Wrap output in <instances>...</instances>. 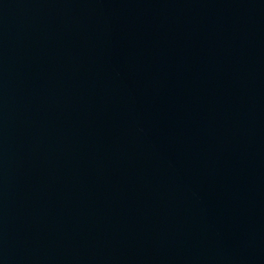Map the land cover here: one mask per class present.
I'll use <instances>...</instances> for the list:
<instances>
[{
  "label": "water",
  "instance_id": "1",
  "mask_svg": "<svg viewBox=\"0 0 264 264\" xmlns=\"http://www.w3.org/2000/svg\"><path fill=\"white\" fill-rule=\"evenodd\" d=\"M0 264H264V0H0Z\"/></svg>",
  "mask_w": 264,
  "mask_h": 264
}]
</instances>
